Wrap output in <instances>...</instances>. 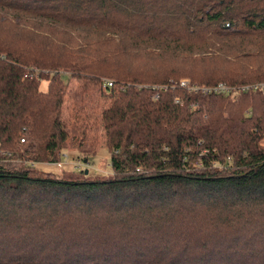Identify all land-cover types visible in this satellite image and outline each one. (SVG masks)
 <instances>
[{
  "label": "trees",
  "instance_id": "16d2710c",
  "mask_svg": "<svg viewBox=\"0 0 264 264\" xmlns=\"http://www.w3.org/2000/svg\"><path fill=\"white\" fill-rule=\"evenodd\" d=\"M184 79L264 82V0H0V264H264V89Z\"/></svg>",
  "mask_w": 264,
  "mask_h": 264
},
{
  "label": "rangeland",
  "instance_id": "374dc122",
  "mask_svg": "<svg viewBox=\"0 0 264 264\" xmlns=\"http://www.w3.org/2000/svg\"><path fill=\"white\" fill-rule=\"evenodd\" d=\"M104 80H110V78L102 77L100 82L103 83ZM47 82H42V89H46ZM103 142V141H102ZM70 143L68 142V147L63 149L61 164H50L43 163L38 164L37 167L45 172H50L57 177H60L63 172L73 173L78 175L81 171L88 170V177L90 178H108L112 173V168L110 164V152L107 146L103 143L97 149L96 155L91 158L90 162L86 163L83 160L77 159V152L69 150ZM79 166V167H76Z\"/></svg>",
  "mask_w": 264,
  "mask_h": 264
},
{
  "label": "built area",
  "instance_id": "2783aa9c",
  "mask_svg": "<svg viewBox=\"0 0 264 264\" xmlns=\"http://www.w3.org/2000/svg\"><path fill=\"white\" fill-rule=\"evenodd\" d=\"M113 85V82L111 80H104L103 81V86L106 87H111ZM179 86L186 88L188 90H193V91H201L204 94L210 93V92H216V93H225L231 96L236 95L239 91H248L249 89H257V88H263L264 89V82L262 83H257V84H248V85H243V86H228L223 83H219L214 86H198V85H192L188 80L184 79L181 80L179 83ZM176 102H179V100H176ZM191 107L193 109L196 108V105L192 104ZM24 141V140H22ZM50 164H61V163H50ZM79 167V166H76Z\"/></svg>",
  "mask_w": 264,
  "mask_h": 264
},
{
  "label": "water",
  "instance_id": "95a60500",
  "mask_svg": "<svg viewBox=\"0 0 264 264\" xmlns=\"http://www.w3.org/2000/svg\"><path fill=\"white\" fill-rule=\"evenodd\" d=\"M85 174H88V170H85Z\"/></svg>",
  "mask_w": 264,
  "mask_h": 264
},
{
  "label": "crops",
  "instance_id": "0c3cea01",
  "mask_svg": "<svg viewBox=\"0 0 264 264\" xmlns=\"http://www.w3.org/2000/svg\"><path fill=\"white\" fill-rule=\"evenodd\" d=\"M69 150H72V149H69ZM72 151H75V150H72Z\"/></svg>",
  "mask_w": 264,
  "mask_h": 264
}]
</instances>
